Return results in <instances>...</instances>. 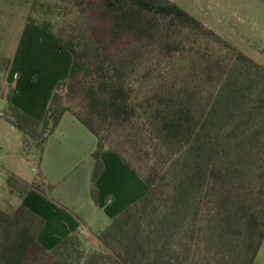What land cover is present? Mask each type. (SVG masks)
<instances>
[{
	"label": "trees",
	"instance_id": "obj_1",
	"mask_svg": "<svg viewBox=\"0 0 264 264\" xmlns=\"http://www.w3.org/2000/svg\"><path fill=\"white\" fill-rule=\"evenodd\" d=\"M76 7L82 13L94 12L108 26L109 41L88 45L68 32H55L51 20L32 14H52L60 7L34 0L29 20L62 43L73 64L44 120L13 105L11 87L9 96L1 98L5 118L22 134L27 157L29 144H41L40 163L47 139L65 114L72 115L98 141L92 154L93 196L106 147L141 177L148 192L99 232L103 250L87 253L80 250L78 235L51 251L45 249L38 241L41 218L24 205L13 213L0 209V264H254L264 240V67L171 0H85ZM181 30L232 55V63L218 70L213 65L221 60L210 62L208 50L202 56L205 76L217 80L211 98L184 88L137 103L128 80L129 63L112 45L133 37L137 49L153 48L161 60L183 54L186 46L200 51L199 40L189 45L173 40ZM0 58L8 70L9 60ZM75 96H81L77 108L63 104ZM132 123L165 149L145 176L109 144L113 128ZM34 183L36 187L29 188L13 177L7 180L21 196L32 190L45 193L41 180Z\"/></svg>",
	"mask_w": 264,
	"mask_h": 264
},
{
	"label": "crops",
	"instance_id": "obj_2",
	"mask_svg": "<svg viewBox=\"0 0 264 264\" xmlns=\"http://www.w3.org/2000/svg\"><path fill=\"white\" fill-rule=\"evenodd\" d=\"M33 2L0 0V57L10 62L6 82L12 88V104L42 121L58 84L69 77L73 56L48 31L29 20ZM66 115L46 141L37 176L24 170L32 159L23 151L20 131L8 120L0 124V136L9 146L14 145L0 166V209L24 205L41 218L44 224L38 241L49 251L72 235L97 238L115 216L140 200L134 201V171L108 147L102 152L104 169L93 196L92 154L98 141L93 142L72 115L71 122L65 123ZM18 152L21 171L12 173V157ZM9 177L26 185L39 179L45 193L32 190L21 196L9 188Z\"/></svg>",
	"mask_w": 264,
	"mask_h": 264
},
{
	"label": "rangeland",
	"instance_id": "obj_3",
	"mask_svg": "<svg viewBox=\"0 0 264 264\" xmlns=\"http://www.w3.org/2000/svg\"><path fill=\"white\" fill-rule=\"evenodd\" d=\"M42 1L53 6L57 4L62 13L59 14V9H55L52 14H44L43 11H40L42 14L36 12L32 15L39 20H51L55 32L64 31L65 36L68 35L66 34L68 32L79 37L83 43L88 45L92 41L99 39L104 42L109 41L108 26L94 12L82 13L76 7L78 3L85 0ZM171 1L201 21L206 28L212 30L231 44L234 49L264 67V0ZM65 7L68 9L64 10ZM173 40L185 42L187 45L199 40L202 47L200 51H188L189 47L186 46L183 54H179L172 60H168L167 57L161 60L157 50L153 48L137 49L139 45L133 37H125L119 43L112 45L113 50L129 63L127 70L131 73L128 80L133 88V100L135 99L137 103H143L146 98L151 97L155 93L166 94L173 89L184 88L194 89L200 96L209 99L217 86V80L215 76L214 79L208 80L204 74L206 66L205 63L201 62L204 52L208 50L210 62L222 61V64L213 65L216 66L214 70H218L221 67L224 68L227 64L232 63L233 59L229 50L208 44L206 40H202L201 37L196 36L193 32L181 30L173 37ZM195 52H199L196 57L194 56ZM4 65L5 63L0 58V113L3 112L5 114L6 104L5 100L1 98L9 96L10 85L6 82L7 70L4 69ZM61 93L65 94V90H61ZM80 98L81 96H75L73 100L65 98L63 104L77 108L80 104ZM71 118L73 117L67 114L65 123L71 122ZM4 122H6L5 115L0 116V124ZM77 122L93 142H97V138L84 125L79 121ZM5 141L0 136V166L5 164V158L10 148H14V145L9 146ZM109 144L142 176H145L149 167L156 162L157 155L160 156L165 153V149L159 143L149 139L142 133V129L134 127L133 123L125 127L113 128ZM29 145H31L29 152L32 160L30 163H26L24 170L29 175L37 176L41 168H39L41 144L32 142ZM18 157L19 152L12 157V165L14 167L10 170L12 173L21 171ZM35 185V183H32L28 186L29 188H35ZM146 187L147 185L141 177L134 173L135 202L147 194ZM16 208L9 205L6 206L4 211L13 213ZM80 238L81 246L79 247L85 253L103 250L97 238H91L90 240L83 236H80ZM254 264H264V240Z\"/></svg>",
	"mask_w": 264,
	"mask_h": 264
},
{
	"label": "built area",
	"instance_id": "obj_4",
	"mask_svg": "<svg viewBox=\"0 0 264 264\" xmlns=\"http://www.w3.org/2000/svg\"><path fill=\"white\" fill-rule=\"evenodd\" d=\"M0 116H4V113H3V112H1V113H0Z\"/></svg>",
	"mask_w": 264,
	"mask_h": 264
}]
</instances>
